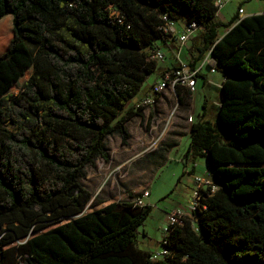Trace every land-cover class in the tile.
<instances>
[{"label": "trees", "instance_id": "16d2710c", "mask_svg": "<svg viewBox=\"0 0 264 264\" xmlns=\"http://www.w3.org/2000/svg\"><path fill=\"white\" fill-rule=\"evenodd\" d=\"M220 9L217 0H0L12 31L0 72L20 50L31 62L21 88L0 94V264H264V12L239 18V7L223 22ZM164 13L202 24L188 63L206 60L225 78L217 122L190 129L217 189L168 227L167 252L155 257L137 245L152 207L93 197L82 179L110 159L109 135L128 143L126 123L145 104L125 107L159 68L151 56L166 42ZM175 91L191 104L188 87Z\"/></svg>", "mask_w": 264, "mask_h": 264}, {"label": "crops", "instance_id": "0c3cea01", "mask_svg": "<svg viewBox=\"0 0 264 264\" xmlns=\"http://www.w3.org/2000/svg\"><path fill=\"white\" fill-rule=\"evenodd\" d=\"M242 9L243 13L239 14V18L264 12V8L259 10L252 8L249 12H246L244 8ZM233 16H231L228 11H225V8H222L218 12L216 20L228 22ZM183 27L184 23H179L178 28L181 29ZM221 32L225 33V30L223 31L222 28ZM199 33L200 29L191 35L183 44L177 40L160 42L159 48L165 53V60L158 61V63L161 62L162 65H158V70L150 76L141 92L128 102L125 109L137 107L143 104V100L146 97L152 96L151 85L159 79L162 73L171 70L180 61L189 62L190 47ZM167 48L170 49V58L166 54ZM205 68L211 73L219 71L216 69L211 71V68L206 66L203 62L198 65L197 69H199V73L196 77L195 90L192 91L191 104L180 103L176 91L171 89L165 90L156 97L155 103L144 106L141 115H135L128 120L126 126H128L130 138L126 145H122L121 139L117 138L115 139L116 145L112 148L107 146L110 153V159L108 161L109 163L112 161L111 164H107V166L108 168H112L111 172L115 173V179H118V184L121 186L117 193L114 192L115 189L112 184L106 185V181L103 182L105 173L91 172L89 169L90 166L87 167L86 176L82 179V182L92 192L93 197L97 196L102 200L118 198L121 200L133 201L137 197L142 196L144 191H148L149 194L143 197V202L144 205H150L152 207L150 202L154 195L153 183L160 176V172L165 167H169L168 177H170L172 181L176 179L173 193L177 195L176 197L180 202L170 199L173 206L167 208L165 213L168 214L173 209H183L187 216H192L191 211L187 208V201L194 190L195 177L205 176L206 172L209 170L207 157L203 154L194 155L190 149L191 126L195 122L206 120L205 111H203L202 114L200 113V116H198L196 120L194 116V112H196L197 78L203 76L204 83L208 81L216 87L220 85L225 78L223 72H221L220 75L212 73L214 75L208 80L207 74L203 73ZM205 107L206 102H204V108ZM216 112L217 111L214 110L213 115L216 114ZM184 113L187 114L185 121ZM189 116H192V121L188 120ZM131 122H133V125L130 128L129 124ZM159 150H161L160 153L158 156H155V153ZM173 152L180 153V157L174 158L172 155ZM139 158L148 159L140 166L138 171L135 170L132 175L135 179V185L125 186L124 180L131 175L133 162ZM128 171L129 173H127ZM130 193H134L135 196H129ZM144 234L146 235V232L143 230V235Z\"/></svg>", "mask_w": 264, "mask_h": 264}, {"label": "rangeland", "instance_id": "374dc122", "mask_svg": "<svg viewBox=\"0 0 264 264\" xmlns=\"http://www.w3.org/2000/svg\"><path fill=\"white\" fill-rule=\"evenodd\" d=\"M239 7L244 8L246 12H249L252 8L259 10L261 8H264V0H223L221 9L225 8V11H228L229 14L233 16L235 13H237ZM11 38H12V31H11L10 19H5L0 23V54L6 50ZM166 54L170 58V49L168 48L166 49ZM158 65L159 66L162 65L161 62L158 63ZM30 73H31L30 59L24 50H20L13 57V59L2 68L0 72V94L1 92L8 91L11 88H12L11 91L13 92L19 90L25 79L30 75ZM203 73L207 74L208 80H210L212 75H214L212 73H215L216 75L221 74L220 71L211 73L206 68L203 70ZM197 79H198V85H197V95H196V112H194L195 120L198 118V116H200V113L202 114V112L205 111L206 120L210 121V123L213 125L214 123L217 122L216 114L213 115V112L214 110L217 111V107L215 104H217V102L220 101L221 92L214 84H211L208 81L204 83L203 76H199ZM204 102H206L205 108H204ZM186 117L187 114L184 113V121ZM132 125L133 122L129 124V127L131 128ZM117 138L120 139V136L117 134L109 135L105 139V145L108 146L109 148H112L114 145H116L115 139ZM160 151L161 150L156 152L155 156H158ZM172 155L174 158L180 157V153L173 152ZM147 159L148 158H139L138 160L133 162L131 175H129L124 180L125 186L135 185L134 183L135 179L132 175L134 174L135 170L138 171L140 166ZM111 162L112 161H110L109 163V161H105L99 158L94 165L89 167V169L91 172L105 173L103 182L106 181L107 183L106 185L112 184L115 189L114 192L117 193L120 190L121 186L118 184V179L117 178L115 179V173L111 172L112 168H108L107 166V164H111ZM168 168L169 167H165L160 172V176L154 181L153 183L154 195L151 198V202H150L153 207V210L137 229V245L142 249L154 253L163 251L164 249L162 241L164 239V236L167 234L166 219L168 215L165 213V210L173 206L170 199L180 202L176 197L177 195L173 193L176 179H173L174 181L173 182L172 179L168 177L169 175ZM127 173H129V171ZM143 230L146 232V235L145 234L143 235ZM17 263L26 264V261H24L22 258L19 257L17 259Z\"/></svg>", "mask_w": 264, "mask_h": 264}, {"label": "built area", "instance_id": "2783aa9c", "mask_svg": "<svg viewBox=\"0 0 264 264\" xmlns=\"http://www.w3.org/2000/svg\"><path fill=\"white\" fill-rule=\"evenodd\" d=\"M217 3L222 6L223 0H217ZM243 13V9L239 10V14ZM184 27L179 29V22L176 19L171 18L167 13L162 16V24L158 26L161 31L162 39L165 41L177 40L181 44L185 43L191 35H193L197 30L202 28V24L199 22H188L184 21ZM153 60L164 61L165 53L161 49H157L151 56ZM204 60L203 63H205ZM212 71L215 68H211ZM198 75V69H193L190 67L189 63L186 61H180L174 69L169 72H164L151 85L152 96L146 97L143 100L145 105H151L155 103L156 97L163 93L165 90L171 89L175 91L176 86L188 87L191 91L195 90L196 77ZM189 121H192V116H189ZM195 188L190 200L187 203V208L194 214L197 210L205 209L206 206L202 204L201 200L204 197V193L207 195L214 193L217 189L214 180L211 175V171L208 170L205 176L195 177ZM149 194L148 191H144L142 196L137 197L134 201L137 205L143 206V197ZM186 212L183 209H174L167 215V232L168 227L176 224H183V219L186 217ZM167 252L166 249L154 254L155 257H160Z\"/></svg>", "mask_w": 264, "mask_h": 264}]
</instances>
